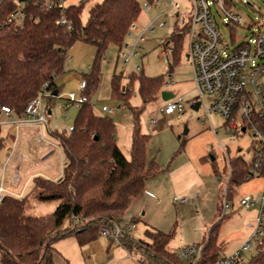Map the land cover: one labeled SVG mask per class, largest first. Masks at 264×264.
Wrapping results in <instances>:
<instances>
[{
    "label": "trees",
    "instance_id": "obj_1",
    "mask_svg": "<svg viewBox=\"0 0 264 264\" xmlns=\"http://www.w3.org/2000/svg\"><path fill=\"white\" fill-rule=\"evenodd\" d=\"M83 6L84 0L66 6L64 14L71 23V30H67L55 22L60 16L57 8L30 6L32 17H27L22 25L6 23L14 2L0 0V106H7L16 116L40 93L44 83L50 93L58 91L54 78L65 71L67 50L75 41L96 47L90 70L83 75L88 100L78 107L71 130L52 132L64 155L62 174L55 180L35 176L31 189L22 198L5 194L0 203L1 264H55V242L66 236H73L79 245L95 240L103 226L112 225L115 218L126 213L132 199L144 190L146 179L161 171L157 162L147 157L150 135L141 132L139 114L147 102L160 94L164 74L147 76L132 71L111 76V96L127 104L132 113L129 157L116 142L113 119L96 113L90 100L99 81L103 53L110 45L121 49L141 4L138 0H98L88 8L85 20L81 18ZM164 41L174 45V65L181 54L183 34L173 29ZM134 83L142 101L140 106L129 103ZM4 146L0 125V154ZM228 163L227 199L232 197L235 186L254 177L247 175V163L241 156L229 158ZM48 200L58 202L50 214L32 213L35 202ZM221 218L208 228L205 239L196 243L201 250L193 264H214L221 256ZM66 220L68 224L63 226ZM172 234L146 226L145 239L127 236L120 238L119 244L128 251L134 250L141 264H189L190 257L182 258L168 247ZM254 249L252 255L240 257L232 264H264V238Z\"/></svg>",
    "mask_w": 264,
    "mask_h": 264
},
{
    "label": "rangeland",
    "instance_id": "obj_2",
    "mask_svg": "<svg viewBox=\"0 0 264 264\" xmlns=\"http://www.w3.org/2000/svg\"><path fill=\"white\" fill-rule=\"evenodd\" d=\"M79 1L81 0H66V5ZM96 1L98 0H84L81 12L83 20L87 17L88 8ZM138 1L141 4V11L135 22L137 29L131 34H126L121 49L116 45H110L103 53L99 81L91 93L90 100L96 113L109 115L113 119L117 134L121 136L120 144L125 147L127 134L132 131L133 118L130 107L111 96L110 80L113 73L122 76L132 71L142 72L147 76L164 74L165 81L161 90L172 93L170 99H181L184 109L166 114L163 111L166 100L158 94L155 99L143 106L139 114L141 132L150 135L147 157L153 158L161 168L157 175L150 178L158 180L162 186L159 191L153 189L154 196H147L139 204L141 219L135 222V228L131 231L135 239H145L144 229L147 223V225L172 232L168 247L179 252L186 246L203 241L208 228L221 218L228 170L227 158L242 156L248 159L250 136L247 131L230 132L225 125V117L217 113L211 114L212 125H210L202 108H191L198 90L193 81L191 62L186 57V37H183V47L176 64L173 65V55L168 64L160 58V45L173 31L175 12L187 17L191 11L190 1L174 0L179 3L178 9L170 8V0L152 3L147 0ZM231 9L242 16V26L230 28L223 24V14L218 15L213 12L220 35L228 44L227 51L233 50L252 32L257 30L264 32V23L261 21L264 14V0H232ZM144 27L147 29L143 30ZM140 32L143 38L137 42V53L129 54L127 60L118 56L119 51L126 54L130 52ZM233 38H236V42H232ZM95 51V45L77 40L67 50L66 63L68 62L70 67L83 76L90 70ZM170 67L172 69H169ZM136 88L137 84L134 83L133 94L129 100L132 106L142 104ZM63 102L62 97H56L52 101L51 113L48 114L50 129L62 131L73 125L78 106L71 105L64 109ZM103 104L115 108V112L103 113L101 111ZM5 119L4 114L0 112V123ZM1 126L5 127L4 124ZM233 191L232 197L227 199L228 206L220 221L218 237L221 236L220 238L224 239L226 244L221 253L241 241L239 248L249 237L251 233L249 223L255 220L258 208H245L240 204V199L244 195L253 198L264 196V178L254 176L235 186ZM184 196L187 198L185 203L180 204L174 201V198ZM57 203V200L35 202L32 213L48 215ZM144 210L145 213L141 214ZM126 216L125 214L115 218V223L125 227L123 220H129ZM135 218L138 217L133 216L130 220ZM129 222L127 221V224ZM67 224L68 220L63 226ZM108 244V239L102 234L84 245H79L73 237H63L55 244L57 250L54 254L55 262L68 264L67 260H70L68 259L70 256L73 261L90 264L92 258L88 255L93 253L95 257L93 258L97 262L106 264L108 258L105 259V256L109 254ZM120 250L124 251V256L121 255ZM254 252L255 249L250 248L242 254V257L247 258ZM109 258L110 264H138L136 261L139 262V255L134 250H123V247L116 243L110 245ZM70 263H72L71 260Z\"/></svg>",
    "mask_w": 264,
    "mask_h": 264
},
{
    "label": "built area",
    "instance_id": "obj_3",
    "mask_svg": "<svg viewBox=\"0 0 264 264\" xmlns=\"http://www.w3.org/2000/svg\"><path fill=\"white\" fill-rule=\"evenodd\" d=\"M189 1L191 11L187 17L180 15L177 11L175 12L173 29L187 38L186 57L191 62L193 81L198 90V95L193 102L198 101V108L203 109L210 125H212L211 114L217 113L225 117V125L230 129V132H248L250 136L249 158L241 157L247 163L248 176H262L264 174V32L261 30L252 32L233 50L227 51L228 44L223 41L220 35L213 12L218 15L223 14V24L230 28L242 26V16L231 9L232 0ZM13 2L14 7L4 21L6 23L22 25L27 17H32L29 7L39 6L40 9H59L60 16L55 22L64 25L67 30H71V23L64 14L67 6L66 0H13ZM178 7V2L170 0L171 9H178ZM261 21L264 23V14ZM136 29L137 25L132 24L128 34ZM145 29L147 27L143 28V30ZM142 38L143 34L140 32L135 38L130 52L126 54L119 51L118 56L127 60L129 54L137 53V42ZM232 42H236V38H233ZM173 52L174 45L171 41H164L160 45L159 55L163 62L170 63ZM45 86L46 83L43 84L40 93L26 103L19 116V121H46L44 117L45 99L50 96V91ZM85 88L86 80L81 77L77 84V90H70L66 93L63 108L71 105L79 107L87 101L88 98L84 93ZM183 109L184 105L180 98L167 99L163 107L166 114L179 112ZM0 110L10 114V109L7 106H0ZM101 111L107 114L114 113V109L105 104L101 106ZM71 129L72 126H68L67 130ZM228 160L229 158H227L226 181L230 174ZM14 182H16V178ZM5 194L22 198L24 192L11 193L0 184V203ZM186 199L184 196L174 198V201L183 204ZM240 204L245 208H258L255 220L249 223L251 233L239 248L229 255L220 256L214 264H232L242 257L245 251L254 248L264 238V196L253 198L244 195L240 199ZM227 206V197L224 193L223 210L220 216L225 215L224 210ZM134 227L135 223L132 221L126 223L125 227L113 223L110 226H103L101 234L108 240L119 244L120 238L131 236ZM200 250L201 246L193 244L179 251V256L182 258L190 257L189 264H193L198 258Z\"/></svg>",
    "mask_w": 264,
    "mask_h": 264
},
{
    "label": "crops",
    "instance_id": "obj_4",
    "mask_svg": "<svg viewBox=\"0 0 264 264\" xmlns=\"http://www.w3.org/2000/svg\"><path fill=\"white\" fill-rule=\"evenodd\" d=\"M81 77L83 76H81L80 73L76 72L73 69V67H70V65L67 62L65 71L54 78V83L58 91H53L52 93H50L51 97L45 99V107H44V117L46 120L45 122H21L19 121V116H16L12 113L8 115L0 110V112H2V114H4V116L6 117L5 121L0 123V125L4 124L5 126V127L1 126V133L5 138V146L0 154V158H1L0 184L8 192L17 193L23 191L24 194H26L32 187L34 177L38 175L48 178L50 180H55L60 177L63 168L64 155L58 140L52 135V132L56 131V129L54 130L49 128L48 114L51 113V104L53 99L56 97H62L64 99V102L62 104L63 106L65 103L66 93L70 90H75V91L77 90V84H78L77 82L78 79H80ZM113 109L115 112V108ZM98 113L102 114L100 112ZM115 131H116L115 139L119 148L126 157H129V147L131 143L132 131L128 132L127 134L128 138L126 139V143L124 144L125 147L121 146L120 144L121 136L117 134V130ZM58 153L60 158L59 156H57ZM8 155L10 156L8 157ZM15 178H16V182H14ZM150 179H151L150 177L146 179L144 190L132 199L129 208L125 213L127 215L126 217L127 218L129 217V220H123V224H126L127 221H131L130 218L133 216H137L139 219H141V215H139L141 207L139 208V204H141L143 200L147 198V196L148 197L154 196L153 189L159 191L160 186H162L161 182H159L158 180H152V179L150 180ZM133 212H137V213H133ZM144 213L145 210L141 212V214ZM113 223L116 224L114 220ZM146 226H150V225H147L146 223ZM131 236L132 238H134L132 234ZM66 237L70 238L73 236H66ZM220 237H218V241L221 244V248H220L221 256L229 255L236 248H238V246L241 243L240 241V243H237L228 250H225L224 253H221L222 248L226 247L225 246L226 244L224 243V239H221ZM57 242H55V244ZM110 245L111 244L109 242L108 244L109 254L105 256V259L108 258L106 259V264H110V258H109ZM124 249L127 250L125 247H123V250ZM120 253L122 256H124V251L120 250ZM88 256L92 258L90 264H103L97 262L94 259L95 257L93 256V253ZM68 259L72 261V263H70V260L69 261L67 260L68 264H81L78 261L77 262L73 261L72 257L70 256H68ZM54 263L56 264L55 256H54ZM136 263L141 264L138 261H136ZM83 264H87V262Z\"/></svg>",
    "mask_w": 264,
    "mask_h": 264
},
{
    "label": "water",
    "instance_id": "obj_5",
    "mask_svg": "<svg viewBox=\"0 0 264 264\" xmlns=\"http://www.w3.org/2000/svg\"><path fill=\"white\" fill-rule=\"evenodd\" d=\"M160 95L164 100H167L172 96V93L167 90H161ZM191 108L198 109V101L191 103Z\"/></svg>",
    "mask_w": 264,
    "mask_h": 264
}]
</instances>
